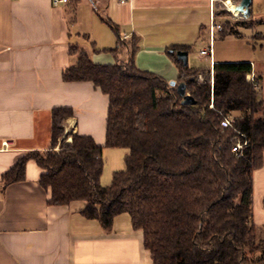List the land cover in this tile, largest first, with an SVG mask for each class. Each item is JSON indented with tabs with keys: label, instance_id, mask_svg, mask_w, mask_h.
Returning <instances> with one entry per match:
<instances>
[{
	"label": "trees",
	"instance_id": "16d2710c",
	"mask_svg": "<svg viewBox=\"0 0 264 264\" xmlns=\"http://www.w3.org/2000/svg\"><path fill=\"white\" fill-rule=\"evenodd\" d=\"M78 2L72 0L69 9L73 22ZM215 16L225 20L223 38L234 32L232 14L222 4L215 5ZM101 18L119 44L104 50L72 44L77 63L63 78L90 82L108 97L105 144L79 133L61 140L75 111L55 108L51 148L27 153L3 174L2 185L23 181L27 162L34 160L49 205L81 201V215L106 232L117 216L128 214L151 264H264V227L253 220L254 172L264 166V100L261 80L256 89L248 79L252 63L217 62L202 70L177 61L179 78L171 85L137 66L139 37L121 40L117 26ZM101 53L114 61L96 63L93 56ZM181 83L194 104L178 93ZM228 117L234 123L224 128ZM240 141L247 144L235 152ZM104 148L129 151L125 169L113 174L109 186L101 185Z\"/></svg>",
	"mask_w": 264,
	"mask_h": 264
},
{
	"label": "crops",
	"instance_id": "0c3cea01",
	"mask_svg": "<svg viewBox=\"0 0 264 264\" xmlns=\"http://www.w3.org/2000/svg\"><path fill=\"white\" fill-rule=\"evenodd\" d=\"M87 1L79 0L73 22L69 15L72 0L57 6L53 0H0V264L152 263L143 235L133 229L130 216V220L123 214L117 216L106 232L99 222L81 215L84 204L49 205V193L39 182L42 169L34 160L27 162L23 181L3 186L2 176L27 153L51 148L55 108L72 107L75 116L64 127L105 144L108 97L90 82L63 78L65 70L77 63L70 53L72 44L80 45L81 40V47L90 49L87 46L93 44L99 50L119 44L118 34H111L101 17L117 26L121 40L140 38L135 55L140 69L176 82L180 60L174 48H186L189 64L191 50L208 40L215 5L226 7L228 0H105V16L95 0ZM230 1L241 7L242 0ZM250 1L242 22L248 23L245 28L255 29L264 25V0ZM254 7L260 9L256 17ZM221 32L216 31L214 37L223 38ZM257 38L264 39V35L258 33ZM214 53L213 48V63L201 57L209 58L210 66L231 61L222 56L214 60ZM122 57L126 58L125 50ZM93 60L113 61L105 53L94 55ZM251 63L264 96L262 71ZM253 220L264 227V166L254 172Z\"/></svg>",
	"mask_w": 264,
	"mask_h": 264
},
{
	"label": "rangeland",
	"instance_id": "374dc122",
	"mask_svg": "<svg viewBox=\"0 0 264 264\" xmlns=\"http://www.w3.org/2000/svg\"><path fill=\"white\" fill-rule=\"evenodd\" d=\"M87 2L89 4V0ZM95 2L97 4V6L99 7L100 13L103 16H105L106 11L103 8L105 0H95ZM81 3L82 2L80 1L79 8H78V16L79 15L81 16ZM228 4H230L229 6L231 7V3H228ZM232 4L236 5L233 2H232ZM236 6H238V5H236ZM232 7H235V6H232ZM224 9H225V7H224ZM225 11H227V10L225 9ZM258 11H260V9L254 7L253 12H254L255 17L258 15L257 14ZM261 13L264 14V7L261 8ZM262 16H264V15H262ZM232 17H233L232 18L233 24H235V22L243 21V18L238 19V18H235L233 15H232ZM215 19H217V18H215ZM219 21L222 24L225 22V20H223V21L219 20ZM104 26H107L106 27V28H108L107 30L109 32H111V34L115 35L114 31L109 27V25L105 24ZM238 26H241V25L239 24ZM74 30L79 31L80 27H75ZM233 30H234V32H231V34L224 39L219 37V35H217V38L214 37L213 48L215 50L214 54L216 55V56H214V60L219 61L218 60L219 57L222 56L223 60H231V61H233V60H249L251 62L253 61L258 66L257 68L261 69V71H262V80H263V87H264V59L262 58V57H264V48L261 49V46L264 44V39L257 38L258 33H261L264 35V25L260 26L258 28H255V29H249V28H245V27H233ZM236 31L238 32L239 35H236ZM209 37H210V35L208 36V40L205 44L200 42V43H198L197 47H194L191 50V53H190L191 55H190L189 64H188L190 68L206 70V69H209L211 67L209 58H203L200 55V51L202 49H206L209 46V44H210V38ZM78 43L81 45V40H79ZM84 47H86V46H83L82 48H84ZM88 47H90V49H91V46L88 45L87 48ZM73 58L75 61L77 59V55H75ZM112 59H113V57H112ZM171 81L172 80H170L169 82H171ZM260 96L264 97L262 94H260ZM69 133H73V132H71L70 129H67L65 127V131L63 132V136L60 139L62 140ZM60 139H59V142H60ZM68 140L71 141L72 138H68ZM57 149H59V146H57ZM128 152L129 151L127 149H124V148H104L103 158L105 161V167H104L103 175L101 177V185L102 186H109L112 182L113 174L117 171H122L125 169L124 158L126 157V155H128ZM117 163H119L120 165L119 166L113 165V164H117ZM75 203L83 204V202H81V201H77ZM123 216L125 218H127L128 220H130V217L128 214L125 213V214H123Z\"/></svg>",
	"mask_w": 264,
	"mask_h": 264
},
{
	"label": "built area",
	"instance_id": "2783aa9c",
	"mask_svg": "<svg viewBox=\"0 0 264 264\" xmlns=\"http://www.w3.org/2000/svg\"><path fill=\"white\" fill-rule=\"evenodd\" d=\"M69 0H53V4L55 6L59 5V4H62V3H67ZM121 2H125V1H128V0H119ZM218 0H211V2H216ZM224 1H222L221 3H223ZM232 1L228 0L227 1V6L225 7V9L232 13V15L235 17V18H244V16H246V11L244 8H241L240 6H235L237 8V11H232L229 4L228 3H231ZM234 6V5H233ZM223 30V26L221 23H218L215 19V16L212 18V21H211V26H210V44L209 46L202 50L201 51V56L203 57H209L211 59V63H213L212 61V58H213V39H214V35H215V32L218 31V32H221ZM248 79L254 84V87L256 89H259L260 85L259 83L256 81L257 79V76H255V74H252L251 76H248ZM211 107H213V105H211ZM234 123V119L231 118V117H228L226 118L225 120L222 121L221 125L222 127L224 128H227V127H231L232 124ZM247 144V142H239L237 144V146L234 148L235 152H239L241 151V149L243 148V146H245Z\"/></svg>",
	"mask_w": 264,
	"mask_h": 264
},
{
	"label": "water",
	"instance_id": "95a60500",
	"mask_svg": "<svg viewBox=\"0 0 264 264\" xmlns=\"http://www.w3.org/2000/svg\"><path fill=\"white\" fill-rule=\"evenodd\" d=\"M250 5H251L250 0H242L241 8H249ZM177 57L180 61L183 62L184 65L188 64V52L187 51L179 50L177 52ZM175 84H176V82H174V81L171 82V85H175ZM177 90H178V93L184 97L185 104H194L195 103L193 98L186 94V85L184 83L179 84Z\"/></svg>",
	"mask_w": 264,
	"mask_h": 264
},
{
	"label": "bare ground",
	"instance_id": "6f19581e",
	"mask_svg": "<svg viewBox=\"0 0 264 264\" xmlns=\"http://www.w3.org/2000/svg\"><path fill=\"white\" fill-rule=\"evenodd\" d=\"M232 11H237V9L235 7H230Z\"/></svg>",
	"mask_w": 264,
	"mask_h": 264
}]
</instances>
